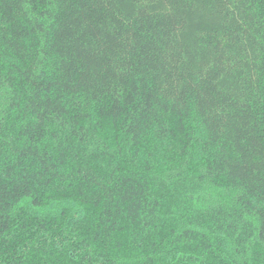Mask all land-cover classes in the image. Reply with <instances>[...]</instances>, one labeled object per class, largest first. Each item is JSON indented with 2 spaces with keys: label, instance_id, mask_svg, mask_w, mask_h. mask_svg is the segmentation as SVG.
<instances>
[{
  "label": "trees",
  "instance_id": "1",
  "mask_svg": "<svg viewBox=\"0 0 264 264\" xmlns=\"http://www.w3.org/2000/svg\"><path fill=\"white\" fill-rule=\"evenodd\" d=\"M0 264H264V0H0Z\"/></svg>",
  "mask_w": 264,
  "mask_h": 264
}]
</instances>
